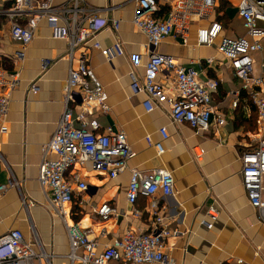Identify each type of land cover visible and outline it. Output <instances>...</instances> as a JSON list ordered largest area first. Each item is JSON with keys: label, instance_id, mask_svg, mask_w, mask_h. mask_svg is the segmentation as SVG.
<instances>
[{"label": "crops", "instance_id": "obj_1", "mask_svg": "<svg viewBox=\"0 0 264 264\" xmlns=\"http://www.w3.org/2000/svg\"><path fill=\"white\" fill-rule=\"evenodd\" d=\"M67 1L54 0V4ZM83 1L108 18L107 29L97 37L101 45L108 47L118 40L123 50V54L115 53L107 59L100 50L87 48V63L104 85L110 105L109 113L96 112V116L103 127L121 128L135 154L129 159L128 167L116 178L97 173L89 165L78 167L89 189L75 198L73 204L76 203L80 210L71 211L68 222L88 231L99 248L118 239L127 227L149 231L148 199L138 198L135 206L140 211L139 216L131 214L126 201L129 173L131 169L147 172L164 168L174 179L173 193L162 198L161 204L166 223L178 230L177 235L167 240L168 252L177 264H264V223L258 220L241 184L243 157L258 142L259 132L250 123L253 114L256 119L257 115L243 91L237 105L232 106L233 94L240 88V81L229 61L217 51L216 44L196 45V26H192L187 43L171 36L161 42L160 52L172 55L186 67L200 70L202 79H218V88L211 95L212 104L225 118L222 126L203 133H196L186 123H171L167 106L146 112L142 106L145 94L133 95L130 89L132 80L140 81L143 74L142 64L134 67L130 56L139 55L143 63L147 53L146 37L132 22L135 1ZM5 5L9 3L5 2ZM226 8L218 12L225 16L221 35L234 37L243 34L240 17L237 14L235 19L229 20ZM165 9L166 5L159 13L163 14ZM235 20L238 21L236 24ZM19 50V44L9 37V24L2 13L0 65L8 70L18 69L21 81L11 95L7 131L0 133V183H6L9 178L18 183V187L8 189L0 197V236L18 228L26 239L32 240L35 230L47 254L48 264H67L69 239L66 227L47 204L37 176L41 145L52 135L63 108L62 88L70 63L68 45L63 39L53 38L46 22L40 21L32 42L23 51V58L15 56ZM78 55L79 51L74 55L73 64ZM208 57L214 58L211 64L205 61ZM43 58L54 60L46 70L41 67ZM258 63L255 72L259 70ZM160 78L165 80L162 75ZM32 81L36 82V91L30 90ZM162 126L167 129L166 138L159 133ZM155 142L162 144L161 153L157 152ZM200 150L203 155L198 158L196 152ZM19 195L27 203L31 202L26 213L21 211ZM103 202L123 210L125 215L101 219L95 209ZM210 211L216 215L214 220ZM211 220L212 227H208ZM46 261L40 259L35 264H45ZM110 264L121 263L114 261Z\"/></svg>", "mask_w": 264, "mask_h": 264}, {"label": "built area", "instance_id": "obj_2", "mask_svg": "<svg viewBox=\"0 0 264 264\" xmlns=\"http://www.w3.org/2000/svg\"><path fill=\"white\" fill-rule=\"evenodd\" d=\"M134 1L136 8L132 22L146 37L147 53L143 63L139 55L130 56L134 67L143 66L141 80L133 79L130 89L133 95L145 94L142 106L146 112L165 105L171 123H186L196 133L216 129L225 123L211 98L218 88V79H202L200 70L186 67L172 55L160 52L158 47L167 37L187 43L192 26H196V45L216 44L217 51L229 61L240 81V88L233 94L232 106L237 105L243 91L256 110L258 142L243 157L241 184L258 220L264 223V0H237V14L244 32L234 37L222 36L221 22L212 17L219 0ZM5 2L9 5L4 6ZM164 5L167 9L160 14ZM2 13L9 24L10 39L20 46L15 53L18 58H23V51L32 42L40 21L46 22L53 38L63 39L68 45L70 63L62 88L63 108L52 135L41 145L37 176L47 204L66 227L69 239L67 264H110L114 261L121 264H177L168 252L167 240L177 235L178 230L170 228L162 215L161 199L171 195L174 189L173 176L167 169L147 172L131 169L129 173L126 201L131 214L139 216L140 211L135 206L138 198L148 199L149 231L127 227L118 239L99 248L88 231L66 219L75 198L89 189L78 167L89 165L97 173L116 178L135 154L121 128L103 127L96 116V112L109 113L110 105L104 85L87 63V48L100 50L107 59L115 53L123 54L120 41L103 47L97 38L103 29H107L108 18L101 16L94 7H88L83 0H69L59 5L54 4V0H0ZM77 51L79 55L73 64ZM213 60L208 57L205 61L211 64ZM53 61L41 59L42 69L46 70ZM256 63L258 72H255ZM160 75L165 80H161ZM20 81L18 69L8 70L0 65V133L7 131L11 95ZM37 89L36 82L32 81L30 90ZM159 133L162 138L168 135L165 126L160 127ZM154 146L158 153L163 151L160 142H155ZM202 155V150L196 152L198 158ZM12 187H18L14 178L0 183V197ZM22 201L25 204L23 197ZM95 212L103 220L125 215L123 210L107 202L101 203ZM212 213L214 220L216 215ZM212 220L206 222L208 227H212ZM33 237L26 239L18 228L1 235L0 264H35L40 259L49 262L35 230Z\"/></svg>", "mask_w": 264, "mask_h": 264}, {"label": "rangeland", "instance_id": "obj_3", "mask_svg": "<svg viewBox=\"0 0 264 264\" xmlns=\"http://www.w3.org/2000/svg\"><path fill=\"white\" fill-rule=\"evenodd\" d=\"M233 1V2H232ZM232 1H230V2H228L227 3V8H226V10H227V16H228V18H229V20H233V19H235L236 18V16H237V13H238V8H237V6L235 5V2L237 1V0H232ZM220 3V2H219ZM238 21L237 20H235V24L237 23ZM243 31L242 30H240V33H242ZM250 123H251V125H252V128L254 129V130H256V132H259L258 130V127H259V125H258V123H257V119H256V117H255V115L253 114V116H252V118H251V121H250ZM86 168H88V167H86ZM25 200V199H24ZM18 201H19V203H20V207H21V211L22 212H24V213H26L27 212V210H29V203H27V201L25 200V204L23 203V201H22V198L20 197V195H19V197H18ZM72 206H73V204H72ZM50 207V206H49ZM50 209H51V207H50ZM52 210V209H51ZM80 210V209H79ZM78 210V211H79ZM72 213H74V212H76L77 211V209L76 208H72ZM77 211V212H78ZM82 212H83V210H82ZM80 214V213H79ZM71 218H73V216H71ZM67 219V218H66ZM68 220V219H67ZM27 223V222H26ZM38 238V237H37ZM38 242H39V238H38ZM49 262H47L46 261V263L45 264H48Z\"/></svg>", "mask_w": 264, "mask_h": 264}, {"label": "trees", "instance_id": "obj_4", "mask_svg": "<svg viewBox=\"0 0 264 264\" xmlns=\"http://www.w3.org/2000/svg\"><path fill=\"white\" fill-rule=\"evenodd\" d=\"M219 1H221V3H220V5L217 7V9H216V12H215V19H217L219 22H221L222 26H225V23H224V21H223V19H225V18H224L225 16H223L224 13H223V14H219L218 12L221 11V10H223L225 7H227L226 5H227L228 1H226V0H219ZM73 207L76 208L77 210H79V209H78L79 206L76 205V203L73 204ZM73 207H72V208H73ZM79 208H80V207H79ZM76 212H77V211H76ZM74 213H75V212H74Z\"/></svg>", "mask_w": 264, "mask_h": 264}, {"label": "bare ground", "instance_id": "obj_5", "mask_svg": "<svg viewBox=\"0 0 264 264\" xmlns=\"http://www.w3.org/2000/svg\"><path fill=\"white\" fill-rule=\"evenodd\" d=\"M67 222H68V220H67Z\"/></svg>", "mask_w": 264, "mask_h": 264}]
</instances>
